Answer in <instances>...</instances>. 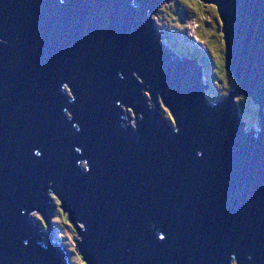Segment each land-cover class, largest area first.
I'll use <instances>...</instances> for the list:
<instances>
[{"label":"water","instance_id":"1","mask_svg":"<svg viewBox=\"0 0 264 264\" xmlns=\"http://www.w3.org/2000/svg\"><path fill=\"white\" fill-rule=\"evenodd\" d=\"M165 1L0 0V264H67L36 246L53 193L87 264H264V115L236 101L262 113L264 0H201L238 82L213 104L153 27Z\"/></svg>","mask_w":264,"mask_h":264},{"label":"trees","instance_id":"2","mask_svg":"<svg viewBox=\"0 0 264 264\" xmlns=\"http://www.w3.org/2000/svg\"><path fill=\"white\" fill-rule=\"evenodd\" d=\"M166 1L170 3H168L165 8H162V11L160 13H164V15L162 14L161 16L162 19L159 18V20H160L161 28L164 30V38L166 37L167 39L174 41L176 43V45H173V42L171 45L168 44L170 46L168 48L170 54L175 58H179L181 60H186L189 62H194L196 60L199 61L196 64L199 67H202L203 69L205 89L208 91L207 97H209V95L212 94L215 96L214 100H218L219 98L226 97L230 92H233L234 90L238 89V82L234 79L232 74L227 70L226 47L224 41V34L222 31L223 26L217 6L215 5L209 6L210 9H212V11H214L217 14L216 19L214 20L208 14V12L206 13L205 9H207L208 7L204 6V4L201 1H197V0H166ZM202 8H204L205 10L204 13L207 15V17H205L204 19L205 22L203 23L200 22L199 20L201 19L198 18V16H200V11H202ZM172 12H174L175 14L176 13L184 14L186 18L180 19V23H181L180 24L177 16H171ZM189 18H192L191 19L192 23L196 25V28L193 32L195 38L197 39L199 44L201 43L205 45V47L207 48L206 50L200 48L197 44H195L192 41V38L182 36V34L187 33V30L191 31V29L188 28L186 25L187 24L186 21ZM161 22L166 23L167 26L162 25ZM180 25H182L181 32L179 31ZM166 38H165V42H166ZM194 47L199 49L201 51V54H196L194 52L196 50ZM184 48L185 50L187 49L186 52H183ZM248 99H246V101L251 103L252 105V101L250 100L251 101L250 102ZM240 102L243 104L242 101ZM152 106L156 107L153 104ZM256 114H257L256 117H259L260 119V116L264 115V110L263 113H261L259 108ZM244 117L243 119L249 122L250 118L248 117L244 118ZM168 121L172 123L170 117ZM259 124H260V128H262L261 123ZM55 213H57V211ZM41 220L43 219H40V221ZM53 222L56 225H58V223L61 222L62 226L64 227H66V225L71 226L75 232L77 231L75 224L71 223L68 214L59 213V216H57L56 221ZM68 239L71 240L73 238L68 236L66 238V243L67 241H69Z\"/></svg>","mask_w":264,"mask_h":264},{"label":"rangeland","instance_id":"3","mask_svg":"<svg viewBox=\"0 0 264 264\" xmlns=\"http://www.w3.org/2000/svg\"><path fill=\"white\" fill-rule=\"evenodd\" d=\"M197 1H201V0H197ZM203 4H204V6H206V7H208L207 9H205L206 10V13L208 12V14L215 20L216 19V16H217V14L214 12V11H212V9H210V7L209 6H212V5H214V4H210V3H207V2H204V1H201ZM168 3H170V2H166V3H163V4H161L159 7H158V10H157V13H153V14H150L151 16V18L153 19V21L155 22V25H156V29H157V31L160 33V34H162L163 33V30H162V28H161V25H160V20H159V18L160 19H162L161 18V16H162V14L164 15V13H160L161 11H162V8H165L166 6H167V4ZM174 4V3H173ZM203 6V7H204ZM172 10H173V7H172ZM204 8H202V11H200V16H198V18H200L201 20H199L200 22H205V17H207V15L204 13ZM209 10H211V11H209ZM171 16H177L178 17V19H179V23H180V19H183V18H186V16L184 15V14H180V13H174V12H172L171 13ZM191 19L192 18H189V19H187V27L188 28H190L191 29V31H189L188 32V36H192V35H194V30H195V28H196V25H194V23H192V21H191ZM190 22V23H189ZM162 23V25H166L167 26V24L166 23H163V22H161ZM181 24V23H180ZM183 25V24H182ZM182 25H180V27H179V31L181 32V29H182ZM190 26V27H189ZM187 28V29H188ZM222 31H223V29H222ZM196 32H197V30H196ZM163 35V34H162ZM166 38V37H165ZM191 38H193V36L191 37ZM164 40V39H163ZM162 40V41H163ZM172 42H173V45H176V43L174 42V41H171V40H169V39H167L166 38V43L167 44H169V45H171L172 44ZM178 47V46H177ZM203 48H205V49H207L206 47H205V45L203 44V46H202ZM196 50L194 51L196 54H201V51L199 50V49H197L196 47H194ZM183 51H187V49L185 50V48H184V50ZM189 53H191V52H189ZM207 75H208V72H207ZM214 87H215V85H214ZM231 91H232V89H231ZM145 97H146V100H147V104L148 105H152V101H150L151 100V97H150V95H149V93L148 92H144V94H143ZM228 95H230V93L228 94ZM227 95V96H228ZM209 97H210V99H212V100H214L215 99V96L214 95H212V94H210L209 95ZM245 95H239V96H237V98H236V101H237V103H239V106H240V109H241V117H242V119H243V117L245 116V117H248V118H250V120H249V122H247L248 124H249V126L251 127V128H253L255 131L256 130H259L260 129V127H259V121H258V117H256V113L258 112V109L260 108L259 107V105H257V104H254V101H253V99L252 98H249L248 99V97H246ZM246 99H248L249 101L251 100L252 101V105H251V103H249V102H247L246 101ZM240 101H242L243 102V104L240 102ZM250 101V102H251ZM158 102H159V104H160V106H161V108H162V112H163V114L165 115V117H166V119L168 120L169 119V117H170V119H171V121H172V123H173V125L175 126V122H174V118L172 117V115H171V113H170V111H169V109H167L164 105H163V103L160 101V100H158ZM263 108H262V113H263ZM256 112V113H255ZM127 117H128V119L129 120H132L131 121V123L129 124L130 125V127H134L135 128V126H134V118H135V116H134V114L132 113V110L131 109H127ZM244 117V118H245ZM140 118H142L141 116H140ZM244 120V119H243ZM245 121V120H244ZM49 199H51L52 200V202H53V204L54 205H56V210L55 209H53V210H51L52 211V214H53V221H56V218H57V216H59V213H64V211L62 212V210H63V205H62V200H61V198L60 197H58L56 194H50L49 195V197H48ZM58 205V206H57ZM57 211V213H55ZM65 214V213H64ZM63 217V216H62ZM32 218H34L35 220L37 219V222L38 223H40V219H43L42 217H41V215L40 214H38V213H35L34 215H32ZM45 220V219H44ZM43 220V222H45ZM40 225H41V227L45 230L46 228H47V225L45 224V225H43L42 223H40ZM44 232H46V231H44ZM52 232H53V234L55 235V238L56 239H58L60 242V244H61V246L63 245V246H66V251H67V253H69L70 254V256H71V259H72V264H87L84 260H83V258H82V256H81V254H80V252H79V249L77 248V246H76V244H77V238H76V234H75V231L73 230V228L71 227V226H67L66 225V227H64V226H62V224H61V222L60 223H58V225H55V224H53L52 225ZM58 233V234H57ZM71 237V238H73V239H71V240H69V241H67V243H66V238L67 237ZM75 247H76V249H75ZM230 264H237L236 263V261L234 260V262H232V263H230Z\"/></svg>","mask_w":264,"mask_h":264},{"label":"bare ground","instance_id":"4","mask_svg":"<svg viewBox=\"0 0 264 264\" xmlns=\"http://www.w3.org/2000/svg\"><path fill=\"white\" fill-rule=\"evenodd\" d=\"M151 21H153V19H151ZM154 22V21H153ZM153 27H154V29H155V31L157 32V34L159 33L158 31H157V29H156V25H155V22H154V24H153ZM146 92V91H145ZM240 95H243V94H240ZM146 98V97H145ZM150 101H152V100H150ZM130 119V118H129ZM131 121L132 120H129V124L131 123ZM132 124V123H131ZM35 213H33V214H31V218H32V215H34ZM42 217V216H41ZM34 219V218H33ZM37 220V219H36Z\"/></svg>","mask_w":264,"mask_h":264},{"label":"clouds","instance_id":"5","mask_svg":"<svg viewBox=\"0 0 264 264\" xmlns=\"http://www.w3.org/2000/svg\"><path fill=\"white\" fill-rule=\"evenodd\" d=\"M207 95V94H206ZM218 100H220V99H218ZM246 121V120H245ZM249 125V124H248ZM250 127V126H249ZM257 132H259L260 131V129L259 130H256ZM261 132V131H260Z\"/></svg>","mask_w":264,"mask_h":264},{"label":"snow or ice","instance_id":"6","mask_svg":"<svg viewBox=\"0 0 264 264\" xmlns=\"http://www.w3.org/2000/svg\"><path fill=\"white\" fill-rule=\"evenodd\" d=\"M161 239H163V237H161ZM249 259L251 260V259H252V257L250 256V257H249Z\"/></svg>","mask_w":264,"mask_h":264}]
</instances>
